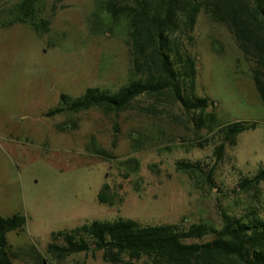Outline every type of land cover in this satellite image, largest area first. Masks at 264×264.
<instances>
[{"label": "rangeland", "instance_id": "374dc122", "mask_svg": "<svg viewBox=\"0 0 264 264\" xmlns=\"http://www.w3.org/2000/svg\"><path fill=\"white\" fill-rule=\"evenodd\" d=\"M20 1L0 0V216L25 218L22 232L6 234L8 246L16 252L33 247L47 257L51 233L92 221L219 229L221 213L241 217L251 209L264 221V181L257 197L237 188L240 179L264 168V107L252 80L255 62L224 25L201 11L193 41L183 44L196 60L197 96L214 102L207 112L221 124H256L215 162L214 140L205 129L195 132L178 105L140 97L117 115L90 109L45 117L60 95L74 98L92 87L114 92L128 82L126 26L96 18L99 0H38L36 21L47 23L38 33L26 24H8ZM91 146L105 155L88 151ZM177 162L198 163L202 171L186 174ZM104 184L113 205L97 202ZM17 255L12 264L32 262L27 253ZM47 260L109 264L99 251Z\"/></svg>", "mask_w": 264, "mask_h": 264}, {"label": "trees", "instance_id": "16d2710c", "mask_svg": "<svg viewBox=\"0 0 264 264\" xmlns=\"http://www.w3.org/2000/svg\"><path fill=\"white\" fill-rule=\"evenodd\" d=\"M37 3L38 0H21L11 11L8 24H26L38 33L41 28L47 29L46 22L41 26L36 21ZM201 11L224 25L242 54L255 62L252 80L264 107V0H99L96 18L126 26L129 80L114 92L92 87L78 97L60 95L57 106L45 117L90 109L117 115L131 110L138 98H151L178 105L190 115L195 132L205 129L207 137L214 140L215 162L222 161L225 149L235 146L237 137L255 129L256 124H221L214 112H207L209 107L215 108L214 102L196 94V60L183 51V44L193 41L192 32ZM97 22L94 25L98 29ZM205 142L209 144L206 139ZM87 150L105 155L94 146ZM176 168L186 174L202 171L198 163L177 162ZM262 181L264 168L250 178L240 179L238 191L257 197ZM96 199L99 204H114L106 184ZM220 220L219 229L205 225L186 229L176 225L142 226L128 219L92 221L69 231L51 233L47 257H41L33 247L18 248L16 252L7 245L6 234L22 232L25 218L20 214L0 216V264H12L18 252L27 253L30 264H49L47 258L63 261L74 254L96 251L109 264H134L142 259L143 264H264V221L257 211L251 209L241 217L223 212ZM205 235H212L213 239L205 244L185 243Z\"/></svg>", "mask_w": 264, "mask_h": 264}]
</instances>
